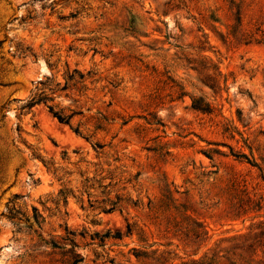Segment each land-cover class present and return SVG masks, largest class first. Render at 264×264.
I'll use <instances>...</instances> for the list:
<instances>
[{
  "label": "rangeland",
  "instance_id": "1",
  "mask_svg": "<svg viewBox=\"0 0 264 264\" xmlns=\"http://www.w3.org/2000/svg\"><path fill=\"white\" fill-rule=\"evenodd\" d=\"M0 264H264V0H0Z\"/></svg>",
  "mask_w": 264,
  "mask_h": 264
},
{
  "label": "trees",
  "instance_id": "2",
  "mask_svg": "<svg viewBox=\"0 0 264 264\" xmlns=\"http://www.w3.org/2000/svg\"><path fill=\"white\" fill-rule=\"evenodd\" d=\"M45 100H46V97H39L38 99H36V101H34V100L32 99V100L29 102V104H28L29 106H28V107L34 105L35 102H37V103H43L42 101H45ZM47 109H48V111L50 112V114L52 115V117H54L59 123H64V124H67V123H68V119L70 118L69 115H68V116H63V115L58 114V113H56V112H52V108H51V107H47ZM242 158L246 160V158H244L243 156H242ZM33 211H34V216H33V218H34L35 220H37L36 210H35L34 208H33Z\"/></svg>",
  "mask_w": 264,
  "mask_h": 264
}]
</instances>
